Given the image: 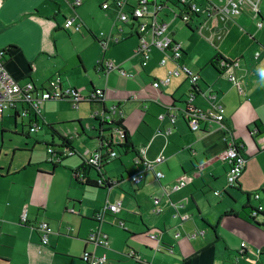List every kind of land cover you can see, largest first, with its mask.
I'll use <instances>...</instances> for the list:
<instances>
[{"label":"crops","instance_id":"0c3cea01","mask_svg":"<svg viewBox=\"0 0 264 264\" xmlns=\"http://www.w3.org/2000/svg\"><path fill=\"white\" fill-rule=\"evenodd\" d=\"M63 1L66 5L61 0H0V50L9 51L5 62L9 73L19 84L32 81L36 86H46V82L57 75L62 89L71 88L78 93L80 85L87 89L86 95L91 88L102 90L103 103H80L86 106L83 112L87 111L91 118V111L117 107L123 115L122 126L130 148L134 151L144 148L148 160L164 155V161L154 168V171H161L164 176L157 180L153 171H145L139 184L131 183L129 177L141 171L143 166L134 163L136 153L130 152L129 148L125 155L122 153L123 156L117 153V159L108 162L100 172L93 168L85 171V177L90 181H98L100 177L112 181L109 189L85 188L76 184L71 172L79 169L90 153L99 151L97 126L92 125L89 119L88 122L82 121L83 113L79 114V106L72 116H63L65 108L61 103L43 102L38 131L46 128L51 140L56 138L58 144L62 141L56 134L60 135L71 146L74 155L65 158L60 166L51 171L45 162H13V157L7 161L5 155L8 153L0 150V158L4 155L6 159L0 161V264H86L79 259L84 250L96 256L105 254L104 264H113L112 261L108 262V256L114 254L116 264H264V51L255 59L254 53L259 51L255 49L252 54L250 49L246 56L237 39L240 33L252 27V21H247L248 17L243 14L234 16L222 30L224 36L221 34L220 39L207 30L213 26V21H189L192 29H196L190 32L203 29L209 35V42L182 38L178 31L175 34L176 28L168 30L171 38L182 46L180 64L187 66L199 79L194 88L183 75L170 77L167 85L160 89H153L151 82L165 79L176 64L168 60L161 65L159 60L163 54L153 49L147 65L142 68L140 58L134 53L138 43L134 26L124 24V27H118L115 23L108 27V35L118 41L108 42L106 48L100 44L101 57L98 58L96 53L89 64L92 72L100 76L95 79V83L89 80L90 83L86 85L80 73H87L89 69L81 54L83 50L78 47L89 40L99 43L88 30L86 24L90 25V21H86L84 14L93 0H81V5L74 9L69 5L73 0ZM96 1L101 3L102 11L108 10L112 6L108 2H112L117 18L121 11L127 12L137 4V0ZM116 1L123 3L121 9L115 5ZM223 1L220 0V3ZM104 3L108 4L106 9H102ZM68 18L81 22L83 27L76 32L73 27L65 29L63 24ZM166 22L169 29L172 21ZM219 27L222 28V25ZM71 30L75 33L70 36L68 31ZM82 31L87 36L81 37ZM57 35L76 45L78 56L72 71L65 66ZM77 39L80 41L77 42ZM102 59L111 61L131 74V77H121L116 70L106 74L95 70L96 63ZM221 59L237 62L229 72L237 78L238 86L228 82L226 74L219 70ZM212 60H216L218 66L215 67ZM208 90L214 92V100L224 107L223 126L208 121L200 126L199 131L191 132L184 119L186 100L193 94L191 107L208 112L211 105L203 96ZM142 91L143 94H140ZM130 92L139 93L141 97L130 99ZM78 95L81 97V94ZM59 102L70 104L66 100ZM4 113H7L5 117L8 120L6 122L10 123L9 128L2 125ZM4 113L0 116V146L4 145L5 139L11 145L14 138H25L24 145H27L29 137L23 136L22 119L13 118L14 111ZM159 115H163V118L159 119ZM71 120L77 123L83 134L85 128L92 132V148L85 150L87 154L81 155L74 150L73 142L68 141L71 132L67 135L62 133V124ZM72 126L69 125L70 128ZM168 128L171 133L166 136L164 132ZM75 131V136L80 137L78 130ZM225 136L242 145L241 154L245 159L243 173L234 187L225 182L228 169L227 162L222 158ZM38 141H34L33 149L39 145ZM113 142L120 144L121 140L117 138ZM74 157L77 162L67 166L66 163ZM111 162L123 168L119 178L107 176L106 171ZM127 163L131 170L129 174ZM59 172L66 174L62 180L57 176ZM124 175L135 186L131 194L134 203L126 202V210L121 205L118 213L111 217L112 214L107 212L103 220L97 222L95 213L106 198L110 199L109 192L120 185ZM183 177L187 183L182 188L162 195L164 186H172ZM94 191L101 195L94 197L91 219H86L89 216L83 214L81 217L76 212L75 207H80L82 203L76 200ZM254 193L259 194L258 199H254ZM155 197L159 198L155 206L160 210L158 214L151 213ZM258 205L262 211L252 220L248 216L249 209ZM23 209L26 210L24 223L21 222ZM71 209L73 213L69 212ZM122 211L124 219H130L131 214L139 221L138 226L133 224V230L130 228L135 234H130L124 221L117 218ZM72 215L79 218L73 219ZM118 221H123L124 227H119ZM39 222H45L52 228L45 245H41L40 235L33 229ZM114 224L122 232L111 229ZM94 231L106 234L108 239V234L112 235L108 248L91 245L92 250L88 249L90 244L85 239ZM200 231L203 234L189 238L192 233ZM176 233L179 235L175 236ZM124 234L142 236L138 243L140 248H128L129 259L126 263L121 260L122 248L116 245ZM149 234L156 235V240L149 239ZM242 243L243 247L240 246ZM76 257H79L78 261Z\"/></svg>","mask_w":264,"mask_h":264},{"label":"built area","instance_id":"2783aa9c","mask_svg":"<svg viewBox=\"0 0 264 264\" xmlns=\"http://www.w3.org/2000/svg\"><path fill=\"white\" fill-rule=\"evenodd\" d=\"M262 0H224L223 3L216 5L212 0H204L206 6L202 7L197 3L196 0H176V4L180 8L177 12L172 10V15L177 18L180 15L181 21L187 23L192 20L193 16L199 17L203 15L207 21H213V26L208 27L207 30L214 34L217 39L221 38L222 28L226 27L227 23L231 19L242 13H249L250 15H256L258 11L259 4ZM81 4V0H73L71 2L72 7H78ZM116 6L121 8L123 3L121 1H116ZM166 5L157 0H137L136 6L132 7L127 12H121L118 19L122 23L130 24L134 26L137 33L138 43L134 48V53L140 58V66L145 67L150 59V52L155 49L162 53V58L160 59V64L164 65L167 60H171L176 63V67L168 72V76L162 80H154L151 83L153 89H160L164 87L169 82L170 77H176L184 74L190 81L192 87L198 80V76L193 74L185 65L180 64L183 50L180 43L174 41L168 32V22L160 18L159 13ZM107 4L102 5V9H106ZM222 25V28L219 25ZM63 27L65 29L73 27L75 30H80L83 25L81 22H75L74 18H68L64 21ZM258 27H262L261 22L258 23ZM99 44L106 48L108 42H117L118 40L113 36H105L103 33H99L96 37ZM8 49L0 50V116L4 112L16 111L20 119L28 118V132L34 133L40 129V119H41V109L40 105L43 102L55 101V100H67L71 104L72 108L77 110L81 102H103L104 96L102 90L94 89L86 97L82 98L78 93L71 88L62 89L60 87L59 77L56 75L52 79L46 82V86H36L32 81H26L23 84H19L11 74L9 73L5 65V56L8 55ZM260 53L256 52L254 57L258 58ZM237 62L233 61L230 65H225L222 61L219 70L226 74V79L233 85L238 86L239 82L237 78L230 73V69L236 66ZM97 70L108 73L112 70H116L121 77L130 76L131 74L126 73L123 69L115 66L114 63L107 60H99L96 63ZM143 94V91L140 93ZM139 93L128 94V98L137 100L140 96ZM145 97L147 94L144 93ZM205 99L210 103L211 109L208 112L201 111L191 107L192 95L187 98L186 109L190 112H185L184 119L191 132H197L200 130V126L208 121H213L219 126H223L224 121V108L219 103L216 102L214 92L208 90V93L204 95ZM90 117L96 123L97 137L107 138V134H103V131L111 128L110 124L114 122L115 119L122 118L121 112L117 107L112 106L106 111L101 109L91 111ZM159 119L163 118V115L158 116ZM264 130V120L262 123ZM171 133V129L165 130L164 134L167 136ZM112 135L118 138L121 137L122 133L116 131L112 132ZM223 142L225 149L222 153V158L227 162L228 169L225 173V182L228 186L234 187L242 175L245 159L241 154V145L235 141L233 138L225 136L223 137ZM46 152L48 156V162L52 164H60L65 158L72 157L74 151L71 146L65 142L58 145H48L46 146ZM100 153H92L89 158L85 159L83 164L86 167L97 166L99 159L101 158ZM116 157L115 152H110L108 158ZM164 155L160 154L153 160H148L145 157V149L141 148L136 151V156L134 158L135 164H142L143 169L136 174L129 177L131 183L137 185L144 177L145 171H153L157 180L163 178V173L161 171H154L155 166L161 164L164 161ZM78 180L84 182L86 180L85 174H79L76 172ZM104 182L105 180L100 177L98 182ZM187 183L185 177L175 182L172 186L163 187V196H166L170 190H178L182 188ZM215 195L218 194L217 191L214 192ZM254 199L259 198L258 193L253 194ZM154 207L151 213L158 214L160 210L155 207L159 203V198H153ZM121 201H115L111 203L107 198L103 201L99 210L95 213V219L100 222L103 220L107 212L111 214H116L121 209ZM254 211L261 212L262 207L260 205L254 207ZM253 211L252 216L255 215ZM69 212L73 213L71 209ZM26 221V210L23 209L21 213V222ZM119 227H124L123 221H118ZM39 235L41 245H45L48 242V236L52 233V228L45 222H39L33 226ZM197 234H203L202 231L194 232L189 235V238H196ZM179 234L176 233L175 236ZM149 239L155 241L156 235L149 234ZM87 244L93 247L108 248L109 239L106 234L100 231L90 232L85 239ZM244 246V243L240 245ZM171 253V250H170ZM82 262L86 264H104L106 262L105 254L96 256L90 251L84 250L80 255Z\"/></svg>","mask_w":264,"mask_h":264},{"label":"rangeland","instance_id":"374dc122","mask_svg":"<svg viewBox=\"0 0 264 264\" xmlns=\"http://www.w3.org/2000/svg\"><path fill=\"white\" fill-rule=\"evenodd\" d=\"M62 4L66 5V3L61 0ZM197 3H199V5H201L202 7H205L206 4L204 2V0H196ZM216 5L220 4V0H212ZM110 4H112V6L109 7L108 10L106 11H102L101 10V3H98L96 0L90 1L88 10H86V12H84L85 14V18L86 21H90V25L86 24L88 27V30L95 36L97 37L99 35V33H103L105 36H108V27L111 25L113 26L115 23L116 25H118V27L121 25L124 27L125 23H122L121 21H119V19L117 18V15H115V12H113L114 8H113V3L112 2H108ZM176 3V0H171V3L166 2L165 7L161 10V12L159 13L160 18H163L165 21H172V23H170V27L168 30H174L176 28V32L178 31L179 35H182V38L184 37H191V39H193L194 41H210L209 39H207V37L209 36L207 33L204 32L203 29H200L197 32H190L187 30V28L185 27V23L179 19H176L173 15H172V10H174L175 12L178 11V9L176 7H174L172 4ZM80 9V8H79ZM243 15H245L247 18V21H252L251 22V26L252 27H248L246 29V31H244V33H240V35L238 36V44L240 45L242 51L245 52V54L247 53L246 56H248V52L250 51V49H252V52H255V49H257L259 52L258 53H262L263 47H264V0L261 1V3L259 4L258 7V11L256 13V15H250L249 13H242ZM240 14V15H242ZM238 15V16H240ZM191 21H207L205 19V17L203 15H200L199 17L193 16ZM261 22L262 27H258V23ZM107 28V30H105ZM224 28H222L223 30ZM73 30H75L73 28ZM79 31V30H75ZM69 35L71 36V34L75 33L72 30L68 31ZM228 32V31H227ZM259 32V33H257ZM62 33V32H61ZM63 34V33H62ZM81 37L87 36L86 33L84 31L80 32ZM222 37L224 36V32L221 31ZM64 35V34H63ZM64 37H66L64 35ZM255 39V40H253ZM59 40V42H58ZM77 42L80 41L79 39L76 40ZM94 43V44H93ZM91 40H89V42H83L81 45H79L78 48H80V50L82 51V56L84 57V59L86 60V66L88 67V72L87 73H80L81 77H82V81L85 82V84H89L90 81L92 80L93 83H95V79L100 76V75H95L92 72V69L89 68V64H90V59L94 60V56H97L98 58L101 57V53L100 51H102L101 45L99 43H97L96 41L93 42ZM204 43V42H203ZM57 44L59 46V48H62V52L64 54V63L66 68H68L70 71H72V69H74L76 67V58H77V54L75 52V46L73 44H70L69 42H67L64 38L61 37V35H57ZM249 50V51H248ZM253 54V53H252ZM255 54V53H254ZM250 55V53H249ZM251 56V55H250ZM72 73V72H71ZM75 73V72H74ZM75 75V74H74ZM183 76H185L184 74H181ZM55 76V75H54ZM53 76V77H54ZM53 77H51L50 79H52ZM186 77V76H185ZM77 91L79 94H81V97H85L86 93H87V89L85 87H80V85H78ZM52 103V102H51ZM53 103H61L62 107L65 108L64 114L63 116L69 115L72 116L73 113L75 112V109L72 108V106L70 104H66L64 102H59V100H55V102ZM84 103V102H82ZM79 108H80V113H83V119L82 121H86L88 122V119L90 120L92 125H96V123L93 122V120L91 118H89V115L87 113V111L83 112V109H86L85 104H79ZM40 109H43V105H40ZM49 114H51V112H49ZM7 115V113H4V119L2 122V125L5 126V128H9L10 127V123L6 122L8 120H6L7 118L5 117ZM77 120V119H74ZM28 123V119L24 118L22 119V125L26 126ZM1 124V123H0ZM62 130H63V134L67 135L69 132H71V137L68 139V141L73 142V146H74V150L80 152L81 155L87 154V152L85 151L86 149L91 150L92 146L90 144V141H92V138H90V134H92V132L88 131L87 128H85L84 134L81 132V130L79 129L77 123L73 122V120L71 121H67L66 123L62 124ZM69 125H73L75 127H69ZM17 128L19 130L20 128V122L18 121L17 123ZM78 130V134H80V137L75 136L76 131ZM47 131V132H46ZM28 133V129L27 127L24 128L23 130V136L24 137H29L27 139L26 144L24 145V140L25 138H14V141L11 143V145H9L8 143V139L4 140V145L0 146V150L2 149L3 151H6L8 153V155H5V157L7 156V161H9L10 158H12L13 162H16L17 160H25V161H31L33 162H37V163H42L43 162H48V156L45 153V148L43 146V144H48V145H57L58 141L56 138H54L53 140H51L50 135L48 134L49 131L46 130V128H42L40 131H36L35 133ZM74 137V139H73ZM35 140H39V145H36L33 149L34 146V141ZM43 140H46L45 142H43ZM95 140V139H93ZM53 141V142H52ZM13 149L14 153H13ZM117 153L119 155L123 156V152L121 151V149H117L116 150ZM25 152V154H24ZM31 152V153H29ZM86 152V153H85ZM93 153V152H92ZM90 153V154H92ZM4 158V155L1 156L0 161ZM128 159V158H126ZM126 159H124L126 161ZM6 160V159H5ZM77 162V158H72L70 161H68L66 163V165H74ZM129 163H127V173H130V167L128 166ZM46 167V165H44ZM48 167V166H47ZM68 168V167H66ZM49 170V168H48ZM123 172V168H119L118 163L116 162H111L108 165L106 174L107 176L111 177V178H119V175H122ZM66 174L64 172H59L57 174L59 180H62V177L65 176ZM57 178H55L54 181H56ZM135 188L134 185H132L126 178L124 175V179L123 181L120 183V185L118 187H114L110 192H109V197H110V201L111 203L115 202V201H122V209L126 210L125 207V203L126 202H130V203H134L133 198L131 197L132 194V189ZM125 192V193H123ZM84 197H81L80 199H77L76 201L78 202H82L81 206L79 207H75L76 212H78L80 214V216H84L87 215L89 217H85L86 219H91L90 215H91V207L94 203V197L96 195H101L99 192L94 191L89 192V193H85ZM115 195H117V197H115ZM105 197V195H104ZM125 197V198H123ZM100 203H102V201H98ZM70 206V204H69ZM63 213V212H60ZM84 214V215H83ZM111 214V213H110ZM126 215H128L127 213H125ZM111 217L113 216L110 215ZM130 219H124V211H122L120 213V216H118L117 218L120 220H123L125 223V226L128 230V232L130 234H135L133 230V224L138 226L139 221L133 217L131 214H129ZM71 218H79L77 215L75 216H71ZM69 222V221H68ZM68 226V225H66ZM111 229L114 230H120V228H118L115 224L114 227H110ZM132 228V230L130 229ZM122 232V231H121ZM110 241H112V235L108 234ZM142 236H137V235H133L130 236L128 234H124V236H122V238L118 239V241L116 242V245L119 246L120 248H122L123 252V256L121 258L123 263H126V260L129 259L127 257V252H128V248H137L140 245H138L139 243V238ZM47 247V246H44ZM113 248V247H112ZM140 248V247H139ZM89 250H92V246L90 245L88 247ZM142 249V247H141ZM81 252H79L80 255ZM82 254V253H81ZM106 256V255H105ZM77 261L79 257H76ZM109 261L108 262H113V264H116L115 262V254L108 256Z\"/></svg>","mask_w":264,"mask_h":264},{"label":"trees","instance_id":"16d2710c","mask_svg":"<svg viewBox=\"0 0 264 264\" xmlns=\"http://www.w3.org/2000/svg\"><path fill=\"white\" fill-rule=\"evenodd\" d=\"M161 3H165V2H168V3H171V0H159ZM174 7H176V8H178L179 10H180V8L178 7V5L176 4V3H174V4H172ZM176 19H179V20H181V18H180V15L178 14V17L176 18ZM185 27L187 28V30H189V31H196V29L195 30H193L192 29V27L190 26V23L189 22H187V23H185ZM7 56L9 57V53H8V55H6L5 56V61H6V59H7ZM217 59H219V57H217ZM224 63H225V65H230L232 62L231 61H227V60H223V59H221ZM215 67H216V65H217V61L215 60H212V62H211ZM218 66V65H217ZM95 70H97V67L95 66ZM94 90V88H91L90 90H89V93H91L92 91ZM88 93V94H89ZM67 101V100H66ZM67 102H69V101H67ZM85 103H87V104H89V105H91V104H98V102H93V101H89V102H87V101H85ZM101 103V102H100ZM103 103V102H102ZM101 103V104H102ZM185 105V104H184ZM186 107V106H185ZM101 110H103V111H106L107 109H105L104 107H102L101 108ZM185 112H190L189 111V109H185ZM14 116H13V118H19L18 117V114L16 113V111H14ZM122 114V113H121ZM122 117H123V115H122ZM41 118H42V115H41ZM110 126H111V128H108V129H106V130H104L103 131V134H107L108 136H107V138H99V137H97V141H98V143H99V153L101 154V152H103L104 154H101L102 156H101V158L99 159V162H98V164H97V166H92V167H86L84 164H82L81 165V167L79 168V169H77V170H75V171H73V172H71V174H72V178H73V181L76 183V184H78V185H80V186H83V187H85V188H102V189H109L111 186H112V184H113V182L112 181H110V180H105L104 182L102 181L101 183H99L97 180L96 181H90V180H88L87 178H86V180L84 181V182H81V181H79L78 180V178H77V176L75 175V173L76 172H79V174H85V171H86V169L87 168H93V169H96L97 171H101L106 165H107V163L108 162H110L111 160H114V159H117V157L116 158H114V159H108V157H109V153L111 152V151H115V150H117V149H121V151L123 152V154L125 155L126 153H127V151H129V148H130V145H129V142H128V138H127V134H126V131H125V129L123 128V126H122V118L121 119H119V118H117V119H115L114 120V122H112L111 124H110ZM25 127H29V124L28 125H26V126H23L22 128H23V130H24V128ZM116 130L117 132L118 131H120L121 133H122V135H121V137L119 138L120 140H121V143L120 144H115L113 141H115L118 137H116V135L115 136H113L112 135V132H113V130ZM56 136L62 141V142H65V143H67L66 141H65V139H62V137L60 136V135H57L56 134ZM113 139V140H112ZM45 147L44 148H46V146L47 145H44ZM46 150V149H45ZM116 152V154H117V151H115ZM130 152H135L136 153V151H134L132 148H130ZM46 155H47V152H46ZM50 167H51V171H53L54 169H56L58 166H60V164H52V163H49V162H46ZM253 211H254V208H250L249 209V214H248V216H249V218L250 219H252V220H254L255 219V217L260 213V212H257V211H254L255 212V215L252 217V213H253ZM98 222V221H97ZM80 259V258H79ZM81 260V259H80Z\"/></svg>","mask_w":264,"mask_h":264},{"label":"bare ground","instance_id":"6f19581e","mask_svg":"<svg viewBox=\"0 0 264 264\" xmlns=\"http://www.w3.org/2000/svg\"><path fill=\"white\" fill-rule=\"evenodd\" d=\"M115 3H116V2H115ZM70 4H71V3H70ZM70 4H69V5H70ZM104 4H107V3H104ZM80 5H81V4H80ZM115 5H116V4H115ZM70 7H71L72 9L75 8V7H72L71 5H70ZM107 7H108V4H107ZM122 7H123V5H122ZM122 7H121V8H122ZM118 8H119V7H118ZM121 8H119V9H121ZM121 12H123V11H121ZM121 12H120V13H121ZM120 13H119V15H120ZM118 17H119V16H118ZM159 61H160V60H159ZM167 61H168V60H167ZM167 61H166V62H167ZM172 62H173V61H172ZM179 62H180V61H179ZM159 63H160V62H159ZM175 64H176V63H175ZM183 65H184V64H183ZM175 67H176V66H175ZM186 67H187V66H186ZM142 68H143V67H142ZM187 68H188V67H187ZM120 69H121V68H120ZM188 69H189V68H188ZM189 70H190V69H189ZM197 76H198V75H197ZM198 79H199V77H198ZM197 81H198V80H197ZM151 83H152V82H151ZM195 85H196V83H195ZM195 85H194V86H195ZM194 88H195V87H194ZM86 96H87V95H86ZM86 96H85V97H86ZM203 96H204V95H203ZM192 97H193V94H192ZM83 98H84V97H83ZM81 103H82V102H81ZM208 103H209V102H208ZM193 108H194V107H193ZM223 108H224V107H223ZM195 109H196V108H195ZM212 122H213V121H212ZM185 123H186V122H185ZM223 123H224V121H223ZM186 125H187V124H186ZM187 127H188V126H187ZM188 129H189V128H188ZM189 131H190V130H189ZM167 136H168V135H167ZM240 145H241V144H240ZM241 148H242V145H241ZM111 152H115V151H111ZM97 153H99V152H97ZM115 153H116V152H115ZM101 154H102V153H101ZM109 154H110V153H109ZM116 157H117V154H116ZM116 157H114V158H116ZM243 157H244V156H243ZM114 158H108V159H114ZM138 164H140V163H138ZM159 165H160V164H159ZM138 172H139V171H138ZM135 174H136V173H135ZM163 176H164V175H163ZM252 217H253V216H252Z\"/></svg>","mask_w":264,"mask_h":264},{"label":"clouds","instance_id":"9594fccd","mask_svg":"<svg viewBox=\"0 0 264 264\" xmlns=\"http://www.w3.org/2000/svg\"><path fill=\"white\" fill-rule=\"evenodd\" d=\"M262 75H264V74H262Z\"/></svg>","mask_w":264,"mask_h":264},{"label":"water","instance_id":"95a60500","mask_svg":"<svg viewBox=\"0 0 264 264\" xmlns=\"http://www.w3.org/2000/svg\"><path fill=\"white\" fill-rule=\"evenodd\" d=\"M10 161V160H9Z\"/></svg>","mask_w":264,"mask_h":264}]
</instances>
